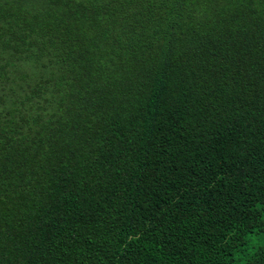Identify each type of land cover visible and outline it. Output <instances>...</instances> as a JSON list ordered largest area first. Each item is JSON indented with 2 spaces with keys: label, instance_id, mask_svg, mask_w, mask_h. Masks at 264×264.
Instances as JSON below:
<instances>
[{
  "label": "trees",
  "instance_id": "1",
  "mask_svg": "<svg viewBox=\"0 0 264 264\" xmlns=\"http://www.w3.org/2000/svg\"><path fill=\"white\" fill-rule=\"evenodd\" d=\"M0 264H264V0H0Z\"/></svg>",
  "mask_w": 264,
  "mask_h": 264
}]
</instances>
